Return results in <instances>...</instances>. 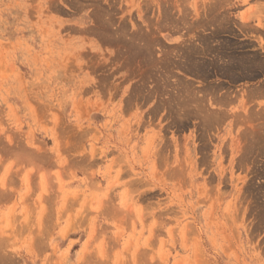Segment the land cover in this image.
<instances>
[{"label": "rangeland", "instance_id": "374dc122", "mask_svg": "<svg viewBox=\"0 0 264 264\" xmlns=\"http://www.w3.org/2000/svg\"><path fill=\"white\" fill-rule=\"evenodd\" d=\"M0 264H264V0H0Z\"/></svg>", "mask_w": 264, "mask_h": 264}, {"label": "bare ground", "instance_id": "6f19581e", "mask_svg": "<svg viewBox=\"0 0 264 264\" xmlns=\"http://www.w3.org/2000/svg\"><path fill=\"white\" fill-rule=\"evenodd\" d=\"M135 49H136V48H135ZM219 60H220V59H219ZM243 66H244V65H243ZM245 66H246V65H245ZM245 66H244V67H245ZM243 109H244V108H243ZM211 112H212V111H211ZM198 114H199V113H198ZM211 114H212V113H211ZM216 115H217V114H216ZM209 119H210V118H209ZM248 119H249V118H248Z\"/></svg>", "mask_w": 264, "mask_h": 264}]
</instances>
